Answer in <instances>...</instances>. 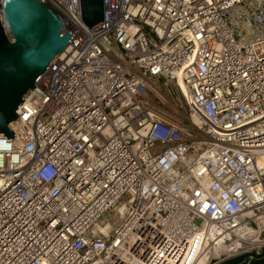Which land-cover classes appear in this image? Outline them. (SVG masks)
I'll return each mask as SVG.
<instances>
[{"label":"built area","instance_id":"built-area-1","mask_svg":"<svg viewBox=\"0 0 264 264\" xmlns=\"http://www.w3.org/2000/svg\"><path fill=\"white\" fill-rule=\"evenodd\" d=\"M38 1L73 36L0 135V264L264 253V0Z\"/></svg>","mask_w":264,"mask_h":264},{"label":"water","instance_id":"water-1","mask_svg":"<svg viewBox=\"0 0 264 264\" xmlns=\"http://www.w3.org/2000/svg\"><path fill=\"white\" fill-rule=\"evenodd\" d=\"M7 37L0 19V135L14 136L9 123L16 107L34 89V82L73 34L38 0H5ZM81 20L89 27L103 21L102 0H80ZM239 256L221 264H238ZM248 264H264V253Z\"/></svg>","mask_w":264,"mask_h":264},{"label":"bare ground","instance_id":"bare-ground-1","mask_svg":"<svg viewBox=\"0 0 264 264\" xmlns=\"http://www.w3.org/2000/svg\"><path fill=\"white\" fill-rule=\"evenodd\" d=\"M0 1H2V0H0ZM3 4H4V2H3ZM3 15H4V5H2V7L0 9V19H1V22L3 23L4 28H6V30H7L8 29V26H7L8 24H7V21L5 20V18L3 17ZM193 119H194L196 124H198L199 126H202L203 120L201 118H199L197 116H194ZM211 256H212V253H211L210 249L209 250H205L204 252H202L200 254V256L198 257V259L196 260V262L194 264H210Z\"/></svg>","mask_w":264,"mask_h":264},{"label":"rangeland","instance_id":"rangeland-1","mask_svg":"<svg viewBox=\"0 0 264 264\" xmlns=\"http://www.w3.org/2000/svg\"><path fill=\"white\" fill-rule=\"evenodd\" d=\"M238 264H245V261H242V262H240V263H238Z\"/></svg>","mask_w":264,"mask_h":264}]
</instances>
